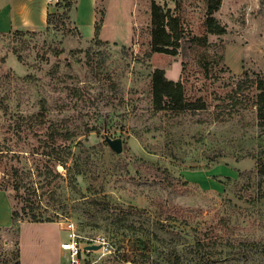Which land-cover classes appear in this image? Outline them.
Wrapping results in <instances>:
<instances>
[{"label":"rangeland","instance_id":"1","mask_svg":"<svg viewBox=\"0 0 264 264\" xmlns=\"http://www.w3.org/2000/svg\"><path fill=\"white\" fill-rule=\"evenodd\" d=\"M153 1L181 16L176 54L152 51ZM32 2L49 12L64 0ZM176 6L75 0L51 24L47 12L0 30V264H23L32 213L60 240L67 220L83 246L105 238L80 264H264V0ZM156 67L206 107L156 109ZM55 128L73 138L69 153L57 154ZM202 174L220 187L205 188ZM32 224L23 249L42 262L36 246L54 231ZM67 251L59 264H71Z\"/></svg>","mask_w":264,"mask_h":264},{"label":"trees","instance_id":"2","mask_svg":"<svg viewBox=\"0 0 264 264\" xmlns=\"http://www.w3.org/2000/svg\"><path fill=\"white\" fill-rule=\"evenodd\" d=\"M177 3V8L180 6V0H174ZM59 3V2H58ZM57 3V8L54 11H49L47 16L48 24L53 22V17H56L58 14L64 15L73 10L75 6V0H64V3ZM60 8H63V11L60 12ZM59 11V12H58ZM209 13H212L211 7H209ZM209 14V15H210ZM213 18L208 16L207 25L212 26ZM182 27L181 16L177 14H170V10H166L161 3L156 1L152 2L151 5V46L152 51L154 52H168L171 54L177 53V45L173 46L174 33L177 29ZM222 32V30H219ZM152 87V99L154 107L158 110L163 109H174V110H185V109H200L205 108V103L200 102L199 100H190L187 98L185 93V88L183 81L181 79L173 80L168 78L164 68L156 67L152 73L151 79ZM260 89L262 90L261 95L264 96V80H261L259 84ZM241 90V84L235 89L236 94ZM33 133V130H32ZM51 138L53 139V144L56 147L57 154L63 150L68 149V153L71 151V144L73 138L68 132H60L58 129H53L51 132ZM64 156H57L58 160H61L63 163L66 161ZM65 164V163H64ZM18 173V170H17ZM13 182V187L17 189L20 193L22 186L26 184L22 183L23 178H18ZM5 186V185H4ZM1 186L2 188H5ZM23 195V194H19ZM25 201L28 198H23ZM31 200V199H29ZM27 203V202H26ZM30 211L34 210V206L27 205ZM27 212V207L24 208ZM13 221L19 218V212H12ZM31 220L33 222H40L41 218L32 213ZM86 250V249H84ZM83 250V251H84ZM169 259H172V255Z\"/></svg>","mask_w":264,"mask_h":264},{"label":"crops","instance_id":"3","mask_svg":"<svg viewBox=\"0 0 264 264\" xmlns=\"http://www.w3.org/2000/svg\"><path fill=\"white\" fill-rule=\"evenodd\" d=\"M33 0H0V30H6L9 28H12V26L16 25L17 23L23 24V25H30L28 21L23 20L24 17L30 19L29 17L31 16L34 17L38 15L41 16V19H46L47 15V7L43 6L41 3H37L38 7L37 8H31V4ZM29 4V5H28ZM33 19V18H32ZM229 168H223L222 166H216L213 168L212 173L214 172L215 174L217 173H222L223 175H227L230 177L234 176V169L231 166H228ZM215 169V170H214ZM198 178L195 180H198L201 184L204 185L205 188L208 189H216L219 186V182L216 180L214 182L211 181V178L208 175L202 174L198 175ZM217 186V187H216ZM214 187V188H212ZM7 219V217H6ZM6 219L2 218L0 222L5 221ZM32 223L35 222H30L26 224L21 233V260L23 264H59L62 262V257H63V252L67 251L61 247V241L60 240V228L56 227V224L51 223V224H45L42 222H37L39 226L43 227V231L45 234V230H48V233L51 232L52 230L54 231V235L50 236V238L47 239L46 237V242L44 243V248H40L42 245L36 246L37 249L40 250L41 254H43L42 262L38 261L36 258L33 257L31 259L28 257L25 253V248L23 249V237H25V230H28L29 227H32L31 225H34ZM55 225V226H54ZM46 230V231H47ZM51 235V234H50ZM23 250V251H22ZM68 252V251H67Z\"/></svg>","mask_w":264,"mask_h":264},{"label":"built area","instance_id":"4","mask_svg":"<svg viewBox=\"0 0 264 264\" xmlns=\"http://www.w3.org/2000/svg\"><path fill=\"white\" fill-rule=\"evenodd\" d=\"M65 237L61 241V247L68 250L71 254V264H80V254L84 250L83 244L80 243V234L77 232L74 222L67 220L63 226ZM95 242L106 244L104 237H99Z\"/></svg>","mask_w":264,"mask_h":264},{"label":"water","instance_id":"5","mask_svg":"<svg viewBox=\"0 0 264 264\" xmlns=\"http://www.w3.org/2000/svg\"><path fill=\"white\" fill-rule=\"evenodd\" d=\"M106 140H107L108 144L110 145V147L113 148L115 151L121 152L123 150L122 138H120V137L112 138V137L107 136ZM102 247H103L102 243H99V244L90 243V244H86L84 246V249L97 250V249H100Z\"/></svg>","mask_w":264,"mask_h":264}]
</instances>
